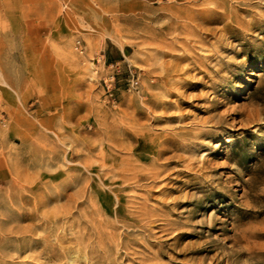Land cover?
I'll return each instance as SVG.
<instances>
[{
  "label": "rangeland",
  "instance_id": "rangeland-1",
  "mask_svg": "<svg viewBox=\"0 0 264 264\" xmlns=\"http://www.w3.org/2000/svg\"><path fill=\"white\" fill-rule=\"evenodd\" d=\"M0 264H264V0H0Z\"/></svg>",
  "mask_w": 264,
  "mask_h": 264
},
{
  "label": "built area",
  "instance_id": "built-area-1",
  "mask_svg": "<svg viewBox=\"0 0 264 264\" xmlns=\"http://www.w3.org/2000/svg\"><path fill=\"white\" fill-rule=\"evenodd\" d=\"M75 47H76V49H77L78 51H80V52L82 51V49H81V45H80V43H79L78 40L76 41V46H75Z\"/></svg>",
  "mask_w": 264,
  "mask_h": 264
},
{
  "label": "bare ground",
  "instance_id": "bare-ground-1",
  "mask_svg": "<svg viewBox=\"0 0 264 264\" xmlns=\"http://www.w3.org/2000/svg\"><path fill=\"white\" fill-rule=\"evenodd\" d=\"M206 154H207V152L204 151V153H203L202 155H206ZM88 159H89V158H88ZM89 160H90V159H89ZM35 210H36V209H35ZM237 239H238V238H237ZM238 240H239V239H238Z\"/></svg>",
  "mask_w": 264,
  "mask_h": 264
}]
</instances>
